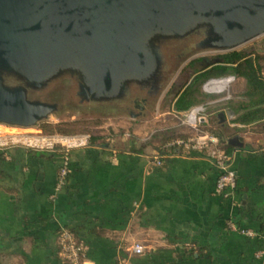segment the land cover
<instances>
[{"label":"crops","instance_id":"crops-1","mask_svg":"<svg viewBox=\"0 0 264 264\" xmlns=\"http://www.w3.org/2000/svg\"><path fill=\"white\" fill-rule=\"evenodd\" d=\"M236 80L241 93L204 104L216 124L211 117L192 125L217 135L231 155L237 186L228 198L216 191L221 171L212 149L168 148V140L137 130L94 136L70 151L60 192L63 153L0 148V264H67L60 258L63 231L83 247V264H264L257 256L264 250V120L235 122L247 87ZM185 88L175 90L170 112L181 114L175 103ZM234 136L243 148L224 142ZM136 243L143 254L133 253Z\"/></svg>","mask_w":264,"mask_h":264},{"label":"water","instance_id":"water-1","mask_svg":"<svg viewBox=\"0 0 264 264\" xmlns=\"http://www.w3.org/2000/svg\"><path fill=\"white\" fill-rule=\"evenodd\" d=\"M263 35L264 0H0V125L55 115L63 101L44 95L65 83L68 103L138 118L186 55L233 52Z\"/></svg>","mask_w":264,"mask_h":264},{"label":"rangeland","instance_id":"rangeland-1","mask_svg":"<svg viewBox=\"0 0 264 264\" xmlns=\"http://www.w3.org/2000/svg\"><path fill=\"white\" fill-rule=\"evenodd\" d=\"M235 51L246 54L258 53L264 57V35L242 45ZM226 53L230 52H201L192 53L183 57L163 96L156 103L148 105L144 114L138 118H132L128 111L118 107L78 106L73 103H68L66 96L70 94L67 95L70 85L65 83L60 88H56V90L55 88H51V92L44 95L46 100L55 101L60 99L63 101V106L59 112L40 121L34 127L25 128L0 125V136H26L33 141H48L44 136H56L54 139L69 141V138L62 137L114 135V133L120 134L125 130H128L132 134L134 130H137L140 135L149 136L153 134L156 137L164 138L166 141L168 140L170 143L176 140L195 137L199 134L200 130L205 132L207 129L200 128L197 129L198 131L193 129L192 123L189 120V112H184L180 115L170 112V102L175 90L178 91L185 86L188 71H193L189 68V63L192 60L200 61L203 59L207 62H212L215 59H220ZM202 63H197V68H203L205 62ZM242 86V81L235 80L229 85L227 90L209 93L202 85L200 89L201 101L192 108L205 107L204 104L212 100V98L227 97L228 94L241 93L243 91ZM172 90L173 92H171ZM210 112V109L206 108L205 119L212 117L216 124V117L211 116ZM209 134L217 136L210 132Z\"/></svg>","mask_w":264,"mask_h":264},{"label":"built area","instance_id":"built-area-1","mask_svg":"<svg viewBox=\"0 0 264 264\" xmlns=\"http://www.w3.org/2000/svg\"><path fill=\"white\" fill-rule=\"evenodd\" d=\"M231 79V83L236 80L235 76H228L223 78L210 79L204 84V89L209 93H214L215 91L208 90L206 87L213 83L221 82L226 79ZM230 83V84H231ZM225 91V90H223ZM221 91V92H223ZM229 97H225L224 100H228ZM198 109L195 117L194 128H197L199 124L205 121V111L204 106L194 107L189 110V116L191 113ZM42 136V135H40ZM48 141H33V140H13L11 138L4 139L0 137V148H11L14 146H23L28 149L50 151V152H61L63 153L62 164L58 171V181L56 185V192H60L67 183V179L70 173L69 168V153L73 149L84 148L89 145L90 135L75 136V137H62L69 138V141L62 139H54V137H46ZM168 148H176L183 151L189 150H199L204 151L206 149H212L213 156L216 161L218 168L221 171V175L217 182V194L224 198H228L235 191L237 186V180L235 173L231 170V155H229L223 148L222 142L219 137L211 135L207 132H199L195 137L188 139L176 140L169 143ZM160 165L161 162L159 161ZM233 230H238L242 235L252 237L254 233L245 229H236L232 226ZM60 258L63 262L67 264H83V247L77 243L73 234L68 231H63L60 235ZM133 253L136 255H141L144 253V247L141 244L136 243L132 248ZM258 257L264 256V250L257 254Z\"/></svg>","mask_w":264,"mask_h":264},{"label":"trees","instance_id":"trees-1","mask_svg":"<svg viewBox=\"0 0 264 264\" xmlns=\"http://www.w3.org/2000/svg\"><path fill=\"white\" fill-rule=\"evenodd\" d=\"M220 59L222 60L220 64H213L205 69L197 68V63L207 62L203 59L192 60L189 63V68L193 71H188L186 88L175 103V111L188 112L199 103L201 86H204L208 80L233 75L247 82L246 90L240 95L242 101L235 104L237 106L235 111L238 115L235 122L248 125L264 120V75L261 65L264 57L258 53L246 54L233 51L222 55ZM206 131L211 132L208 129ZM90 137V141L94 139L93 136ZM227 149L229 150L230 147L227 146Z\"/></svg>","mask_w":264,"mask_h":264},{"label":"bare ground","instance_id":"bare-ground-1","mask_svg":"<svg viewBox=\"0 0 264 264\" xmlns=\"http://www.w3.org/2000/svg\"><path fill=\"white\" fill-rule=\"evenodd\" d=\"M231 81L232 80L228 78V79L223 80L221 82H217V83H213L211 85H208L206 88L208 90H211V91L221 92V91L227 90L229 88V85H230ZM197 111H198V109L194 110L191 113V115L189 116V120H190V123H192V125H194V123H195V117H196ZM7 136H12V135H5V136H0V137L1 138H6Z\"/></svg>","mask_w":264,"mask_h":264}]
</instances>
